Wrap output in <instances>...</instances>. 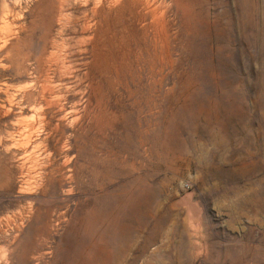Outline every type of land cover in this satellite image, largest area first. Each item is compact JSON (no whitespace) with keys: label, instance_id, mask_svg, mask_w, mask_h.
<instances>
[{"label":"rangeland","instance_id":"rangeland-1","mask_svg":"<svg viewBox=\"0 0 264 264\" xmlns=\"http://www.w3.org/2000/svg\"><path fill=\"white\" fill-rule=\"evenodd\" d=\"M13 3L0 264H264V0Z\"/></svg>","mask_w":264,"mask_h":264},{"label":"bare ground","instance_id":"bare-ground-1","mask_svg":"<svg viewBox=\"0 0 264 264\" xmlns=\"http://www.w3.org/2000/svg\"><path fill=\"white\" fill-rule=\"evenodd\" d=\"M7 1V0H6ZM17 3H13V6H10V5H7V4H3V5H0V24H5L6 25V21H7V18L12 15L13 13L18 17L20 16V12L16 11L15 7H16ZM22 26H19V28H21ZM4 38V37H3ZM3 38L1 37V32H0V45L3 41ZM6 39V38H5ZM4 39V40H5ZM5 43H7L5 41ZM3 47V46H2ZM5 48V47H4ZM48 89V92H50L49 94L52 96L53 94V88L51 86H49ZM46 90V89H45ZM46 93V92H45ZM57 100V99H56ZM57 104V103H56ZM43 105H46L47 107L51 108L52 106H55L54 105V102L52 99H49L45 94H41L40 95V106L42 108V110H44V107ZM11 111H8V113H10ZM58 128V127H57ZM94 213H98L97 210L95 209H92L89 213V218L91 219L92 215ZM126 244H128V241H125Z\"/></svg>","mask_w":264,"mask_h":264}]
</instances>
